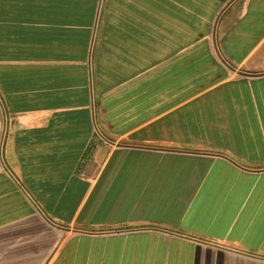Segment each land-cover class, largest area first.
Instances as JSON below:
<instances>
[{
  "label": "crops",
  "instance_id": "1",
  "mask_svg": "<svg viewBox=\"0 0 264 264\" xmlns=\"http://www.w3.org/2000/svg\"><path fill=\"white\" fill-rule=\"evenodd\" d=\"M0 264H264V0H0Z\"/></svg>",
  "mask_w": 264,
  "mask_h": 264
},
{
  "label": "water",
  "instance_id": "2",
  "mask_svg": "<svg viewBox=\"0 0 264 264\" xmlns=\"http://www.w3.org/2000/svg\"><path fill=\"white\" fill-rule=\"evenodd\" d=\"M242 74L249 75V74H246V73H242Z\"/></svg>",
  "mask_w": 264,
  "mask_h": 264
}]
</instances>
